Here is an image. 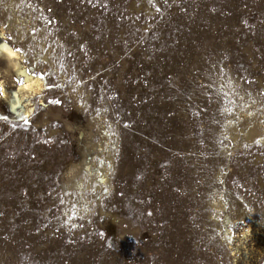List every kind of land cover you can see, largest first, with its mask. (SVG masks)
I'll list each match as a JSON object with an SVG mask.
<instances>
[{
	"label": "rangeland",
	"instance_id": "obj_1",
	"mask_svg": "<svg viewBox=\"0 0 264 264\" xmlns=\"http://www.w3.org/2000/svg\"><path fill=\"white\" fill-rule=\"evenodd\" d=\"M2 44L0 264H264V0H0Z\"/></svg>",
	"mask_w": 264,
	"mask_h": 264
},
{
	"label": "bare ground",
	"instance_id": "obj_2",
	"mask_svg": "<svg viewBox=\"0 0 264 264\" xmlns=\"http://www.w3.org/2000/svg\"><path fill=\"white\" fill-rule=\"evenodd\" d=\"M0 52L7 59L8 65L12 71H14L18 76L25 73L24 67L19 64L21 57L19 53L14 52L5 44L0 46ZM22 88L34 93L35 95H42L44 91L42 82L37 78H27ZM95 153L98 152L95 151ZM94 160L95 158L92 159L83 157L79 164L77 163V165L73 166L65 187V190L71 191L77 196V202L80 203L81 208L86 209L87 212L91 202L88 200V197L85 196L89 195L91 198L100 200L108 187V178L106 174L107 169L105 164H101L100 161ZM99 212L103 213L102 210Z\"/></svg>",
	"mask_w": 264,
	"mask_h": 264
}]
</instances>
